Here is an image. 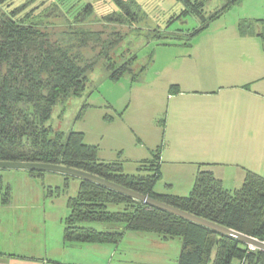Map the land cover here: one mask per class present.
<instances>
[{
	"label": "trees",
	"instance_id": "obj_1",
	"mask_svg": "<svg viewBox=\"0 0 264 264\" xmlns=\"http://www.w3.org/2000/svg\"><path fill=\"white\" fill-rule=\"evenodd\" d=\"M50 1L0 0V162L81 170L264 243V176L247 171L239 188L228 189L202 164L187 196L161 194L155 189L161 178L159 154L142 162L145 172L135 176L126 174L118 162H100L82 133H53L48 122L54 108L82 97L89 74L98 65L103 63L108 78L115 81L126 74L136 80L146 67L136 73L137 53L124 48L139 29L135 24L143 10L137 0H113L116 8L109 9L82 3L72 13L64 12L65 22L59 25L47 23L44 14L49 6H40L48 2L59 6L64 0ZM178 1L185 9L162 30L188 16L200 19L202 27L185 36L189 45L240 0H231L208 18L203 3ZM263 22L241 20L238 27L241 34H252ZM164 33L155 37L165 39ZM1 194L5 202L11 196L9 188ZM69 207L63 230L68 244L117 245L127 231L148 232L163 240H181L178 264H264L262 251L89 181L81 180ZM86 223H101L104 228Z\"/></svg>",
	"mask_w": 264,
	"mask_h": 264
},
{
	"label": "rangeland",
	"instance_id": "obj_2",
	"mask_svg": "<svg viewBox=\"0 0 264 264\" xmlns=\"http://www.w3.org/2000/svg\"><path fill=\"white\" fill-rule=\"evenodd\" d=\"M112 1L64 0L59 6L48 2L40 7L49 6L44 14L45 21L59 25L65 22L64 12L70 14L82 3L109 9L114 6ZM137 1L143 10L138 11L135 24L139 29L128 37L127 42L130 44L124 48L137 53L138 60L134 66L136 73L141 67H146L145 72L136 80L131 74H126L115 81L108 78L109 72L101 63L89 74V83L83 96L55 107L48 122L54 134L67 136L71 131L82 133L84 143L96 149L100 162H118L126 174L135 176L145 172L146 164L140 161H152L154 155L162 154L169 110L175 98H171L173 94L178 89H191L193 93L206 86L207 68L215 63L217 54L221 50H232L227 43L224 49L222 40L239 33L237 27L241 15H249L264 7V0H240L186 45L185 36L202 27L200 19L188 16L172 24L166 31L162 30L171 17L185 9L182 2ZM191 1L203 3L205 17L208 18L231 0ZM65 2L67 6L63 5ZM162 31L167 36L165 39L155 37ZM195 95L198 97L189 100L209 97L199 93ZM186 181H190L187 183L193 188L196 175L186 180L180 174L168 176L161 173L155 189L158 193L169 189L175 193L187 187L188 191ZM80 182L79 178L57 172L0 169V191L5 192L9 188L17 202L10 209L0 208V217H5L0 241L3 233H11L15 239L23 238L24 235L33 238V244L39 245L48 234L51 252L53 240L57 239L60 243L63 238L65 219L70 214L69 200L78 195ZM226 183L227 186L231 185ZM170 185L173 186L170 188ZM19 217L25 218L19 220ZM85 225L98 230L104 228L101 223ZM104 246L113 249L112 255L108 252L106 256H101L99 245H92L91 248L96 252L78 253L77 257L98 263L106 261V264H178L182 244L178 238L163 240L154 233L127 231L119 244ZM57 252L69 259L73 249L61 248Z\"/></svg>",
	"mask_w": 264,
	"mask_h": 264
},
{
	"label": "crops",
	"instance_id": "obj_3",
	"mask_svg": "<svg viewBox=\"0 0 264 264\" xmlns=\"http://www.w3.org/2000/svg\"><path fill=\"white\" fill-rule=\"evenodd\" d=\"M241 20L264 21V7L241 15L239 23ZM237 32L240 33L239 27ZM239 33L222 40L224 49L227 43L232 50H221L217 54L215 63L207 68L206 86L193 91L194 94L191 89L176 91L171 97L175 98L170 106L167 137L160 156L161 173L180 174L189 180L203 164L201 168L211 170L228 189L239 188L247 171L264 176V22L258 23L252 34ZM197 93L209 97L189 100L198 97ZM187 182L190 181H186L188 191L186 187L184 191L174 193L169 189L160 193L187 196L192 189ZM226 182L231 185L227 186ZM1 192L0 208L16 206L12 194L5 202ZM3 220L5 217H0V230ZM9 235L1 236L0 264H106V261L98 263L77 256L96 252L92 245H99L101 256L108 252L112 255L113 250L104 246L109 244H68L63 234L60 243L53 240L49 252L48 234L44 247L43 243L34 245L33 238L28 236L15 239L11 233ZM61 248L73 249L71 258L59 254L57 250Z\"/></svg>",
	"mask_w": 264,
	"mask_h": 264
},
{
	"label": "water",
	"instance_id": "obj_4",
	"mask_svg": "<svg viewBox=\"0 0 264 264\" xmlns=\"http://www.w3.org/2000/svg\"><path fill=\"white\" fill-rule=\"evenodd\" d=\"M0 169H24V170L41 171V172L50 171V172H57V173H61L64 175L73 176V177L79 178L80 180L89 181V182L97 184L101 187H104L108 190L114 191V192L119 193L121 195L132 198L136 201L142 202L148 206L157 208L159 210L170 213L174 216H177V217L184 219L186 221H189L191 223L205 227V228L212 230V231H214L218 234H221L223 236H227V237H230L232 239H235V240L247 245L251 249L264 252V243L263 242H260L256 239H253V238H250V237L245 236L243 234H240V233L233 231L229 228L223 227V226L218 225L216 223H213L209 220L200 218L198 216H195L193 214H190L188 212H185L183 210L175 208L171 205L163 203L159 200H156V199L151 198L149 196L140 194L138 192H135L133 190H130L128 188L120 186L116 183L110 182V181L105 180L103 178H100L96 175H93V174H90V173H87V172H84L81 170L68 168V167H65L62 165H50V164L26 163V162H0Z\"/></svg>",
	"mask_w": 264,
	"mask_h": 264
}]
</instances>
